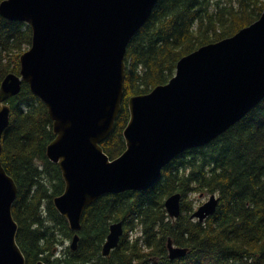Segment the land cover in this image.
<instances>
[{
  "label": "water",
  "instance_id": "water-1",
  "mask_svg": "<svg viewBox=\"0 0 264 264\" xmlns=\"http://www.w3.org/2000/svg\"><path fill=\"white\" fill-rule=\"evenodd\" d=\"M159 0H3L0 15L27 23L32 45L20 57L19 75L0 86V264H27L18 242L13 207L18 187L4 168L2 141L11 122L6 101L24 83L41 99L53 122L49 161L59 165L65 191L54 199L75 233L77 250L85 210L105 194L145 191L158 183L182 153L209 145L264 100V12L230 38L183 57L165 85L128 101L125 152L111 159L102 144L122 109L128 45L151 17ZM182 195L165 201L172 219L182 214ZM212 194L191 215L204 222L218 209ZM125 234L124 222L110 226L107 257ZM169 258L186 248L168 242ZM36 264H46L39 261Z\"/></svg>",
  "mask_w": 264,
  "mask_h": 264
},
{
  "label": "trees",
  "instance_id": "trees-1",
  "mask_svg": "<svg viewBox=\"0 0 264 264\" xmlns=\"http://www.w3.org/2000/svg\"><path fill=\"white\" fill-rule=\"evenodd\" d=\"M263 12L264 0H159L128 45L122 109L102 144L105 153L116 159L126 150L131 97L169 83L183 57L234 36ZM32 38L27 23L0 15V86L20 74ZM6 103L11 122L2 161L19 190L13 216L27 264H264V100L209 145L179 155L150 189L101 196L85 210L75 251L68 246L75 233L54 205L65 181L47 157L56 137L48 109L26 83ZM175 193L182 195L178 219L165 208ZM212 194L220 198L216 213L204 222L192 219L201 196ZM115 222H124L125 234L104 257ZM169 240L186 248V256L171 260Z\"/></svg>",
  "mask_w": 264,
  "mask_h": 264
},
{
  "label": "rangeland",
  "instance_id": "rangeland-1",
  "mask_svg": "<svg viewBox=\"0 0 264 264\" xmlns=\"http://www.w3.org/2000/svg\"><path fill=\"white\" fill-rule=\"evenodd\" d=\"M210 197V195H206V196H201V198H200V201H201V203H204V202H206L207 200H208V198ZM70 245V242H68V246Z\"/></svg>",
  "mask_w": 264,
  "mask_h": 264
}]
</instances>
